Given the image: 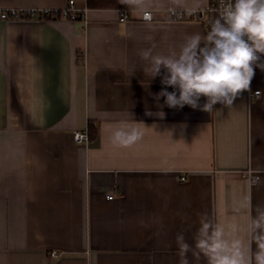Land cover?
Masks as SVG:
<instances>
[{"label":"crops","instance_id":"1","mask_svg":"<svg viewBox=\"0 0 264 264\" xmlns=\"http://www.w3.org/2000/svg\"><path fill=\"white\" fill-rule=\"evenodd\" d=\"M69 1L0 0V11L59 10ZM72 1L85 21L40 12L0 19V264H179L176 235L193 245L204 213L235 220L247 244L241 204L250 197L253 216L264 206V71L255 68L231 109H161V78L145 76L138 55L150 47L166 55L185 36L206 34L205 21L171 11L215 0H150L151 21L125 2L90 9ZM158 111L163 119L147 114ZM129 113L148 128L137 145L115 147L111 129ZM91 124L89 142L77 144L74 134Z\"/></svg>","mask_w":264,"mask_h":264},{"label":"clouds","instance_id":"2","mask_svg":"<svg viewBox=\"0 0 264 264\" xmlns=\"http://www.w3.org/2000/svg\"><path fill=\"white\" fill-rule=\"evenodd\" d=\"M143 12L146 20L151 19L147 11L150 0H123ZM180 4L182 0H174ZM218 14L210 20L206 34L194 33L185 36L179 50L168 54H153V48L141 50L138 55L146 62L145 76L154 79L160 76L164 86L154 95L157 107L192 109L213 113L214 106L233 108L235 100L245 91H250L255 68L264 71V0H221ZM164 69L161 75V70ZM168 87L173 91L169 92ZM261 92H256L257 100ZM201 97L205 102L201 105ZM164 98V104H159ZM219 111V110H216ZM161 119L165 113L148 112ZM123 121L111 129V143L118 148H131L142 141L148 128L142 121ZM247 209V244L239 237L240 225L235 220L215 222L204 213L200 214V227L193 235L190 245L183 234L178 233L175 242L179 264H190L188 254L199 264L201 257L207 264H264V206H256L255 215L250 197L242 202ZM255 241L258 250L253 253Z\"/></svg>","mask_w":264,"mask_h":264},{"label":"built area","instance_id":"3","mask_svg":"<svg viewBox=\"0 0 264 264\" xmlns=\"http://www.w3.org/2000/svg\"><path fill=\"white\" fill-rule=\"evenodd\" d=\"M221 0H215L213 3L209 5L204 10L198 11V10H176L171 11V14L173 15L174 19L176 20H188V19H195V20H201L205 21L209 26V20H212L215 18V16L218 14V9L220 7ZM151 13V19L146 20L144 18V14L142 12V19L145 21H151L153 19V13L150 10H147ZM41 13L44 15V17H50L51 19H63V20H70V21H85L86 15L85 11H80L75 7L74 1H69L68 6L59 9V10H43V11H36L34 9H28V10H1L0 11V19L1 20H11V19H30L33 18L37 13ZM130 19L129 14L125 11L121 12L120 21L126 22ZM258 91H254L250 94V97L252 99H256L255 93ZM261 92V91H259ZM74 141L77 144H87L89 142V131L88 129L83 132H76L74 134ZM182 180H185V177L182 178ZM108 199H113V196H109ZM51 257L56 258L59 255L57 253H51Z\"/></svg>","mask_w":264,"mask_h":264},{"label":"trees","instance_id":"4","mask_svg":"<svg viewBox=\"0 0 264 264\" xmlns=\"http://www.w3.org/2000/svg\"><path fill=\"white\" fill-rule=\"evenodd\" d=\"M87 5L90 9H101V8H123V0H87ZM50 19V17H49ZM94 132V126L89 125V135Z\"/></svg>","mask_w":264,"mask_h":264}]
</instances>
